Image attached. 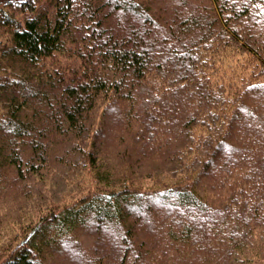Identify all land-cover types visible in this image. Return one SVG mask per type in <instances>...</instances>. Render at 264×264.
<instances>
[{"label":"trees","instance_id":"16d2710c","mask_svg":"<svg viewBox=\"0 0 264 264\" xmlns=\"http://www.w3.org/2000/svg\"><path fill=\"white\" fill-rule=\"evenodd\" d=\"M0 33V204L29 215L0 264H264V0H0ZM66 42L79 75L42 66ZM84 170L109 190L58 201Z\"/></svg>","mask_w":264,"mask_h":264},{"label":"rangeland","instance_id":"374dc122","mask_svg":"<svg viewBox=\"0 0 264 264\" xmlns=\"http://www.w3.org/2000/svg\"><path fill=\"white\" fill-rule=\"evenodd\" d=\"M49 1V0H39V2ZM141 1V0H138ZM158 1H175V0H158ZM196 1L200 0H189L190 6H194ZM13 9V8H12ZM191 10H194L192 8ZM5 38L4 33H0V40ZM72 44H69L66 42L65 48L63 51H57L53 54L52 57H48L45 59L44 63L42 64L43 68L48 69L49 71H59L61 73H64L68 77H70L73 73L80 74L81 68L80 61L75 57L74 54H72L73 50ZM238 55H229L225 57V60H223L222 63V69L218 73V77H222L224 81H226V74L229 78L234 79V77H240V76H246L250 73L251 68H248L249 65L244 64L246 62L247 57L242 56L243 54L237 53ZM239 63H238V59ZM243 63V64H242ZM231 70H234V72H231ZM221 74V75H219ZM222 80V79H219ZM72 169V168H69ZM72 184H69L65 188V193H61L60 195V201L63 204L70 205L74 201L78 200L80 197L84 195L91 194L94 191H97L98 189H105L109 190V188L99 184L94 180V178L89 174L86 170L84 171H77L73 178H71ZM143 184V190L148 189L147 187L152 183L151 181L142 180L139 182ZM65 194H68L65 195ZM9 212V215H6V210L3 207L2 204H0V245L4 244L5 241H9V238H12L13 235L18 231L17 225H13V223L16 219L21 216L22 218L19 219V221H25L29 215L25 214L23 215L22 210H7ZM18 224V223H17ZM5 233H8V236H5ZM146 233V232H144ZM110 248V250H109ZM76 251V250H75ZM85 251V248H84ZM108 251H113V248L108 247ZM77 252V251H76ZM75 253V252H73ZM170 256V254H166V257ZM149 260H152L151 258H148ZM181 260V258H180ZM183 260V259H182ZM190 261V262H187ZM83 258L80 256H76L72 254V251L70 253V257H66V255H61L57 261H55V264H82ZM154 262V261H153ZM184 264H195V261L192 260H185ZM152 264V263H150ZM155 264V263H154Z\"/></svg>","mask_w":264,"mask_h":264}]
</instances>
